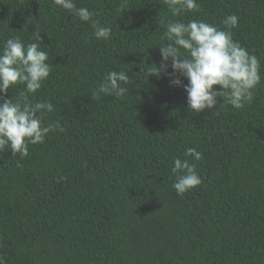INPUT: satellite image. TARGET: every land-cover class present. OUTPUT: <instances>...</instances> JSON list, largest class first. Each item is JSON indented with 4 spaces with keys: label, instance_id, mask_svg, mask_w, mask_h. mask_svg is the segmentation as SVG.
Wrapping results in <instances>:
<instances>
[{
    "label": "trees",
    "instance_id": "trees-1",
    "mask_svg": "<svg viewBox=\"0 0 264 264\" xmlns=\"http://www.w3.org/2000/svg\"><path fill=\"white\" fill-rule=\"evenodd\" d=\"M75 3L111 28L108 40L53 0H0V46L19 37L48 52L50 76L28 100L51 102L43 122L64 129L29 145L27 157L0 154V256L6 264H264V0H197L198 12L180 16L162 0ZM231 14L234 40L261 61L251 103L235 109L218 98L215 110L195 113L182 87L141 71L159 66L169 21L224 29ZM110 71L132 78L129 94L92 98ZM189 147L202 153L194 161L202 183L181 196L171 166L191 161Z\"/></svg>",
    "mask_w": 264,
    "mask_h": 264
},
{
    "label": "clouds",
    "instance_id": "clouds-1",
    "mask_svg": "<svg viewBox=\"0 0 264 264\" xmlns=\"http://www.w3.org/2000/svg\"><path fill=\"white\" fill-rule=\"evenodd\" d=\"M53 2L90 24L97 40L110 38L111 28L102 27L94 19L97 15L94 11L78 8L75 0ZM162 2L173 16L199 11L197 0ZM222 23L224 29L204 20L169 21L159 46V66L146 64L140 67L141 71L148 79L165 75L169 78V86L182 87L187 107L195 113L215 110L221 104L218 98L227 99L235 109L243 108L253 101L255 90L261 84V61L234 40L232 29L238 27L237 15L226 16ZM165 38L168 43L163 42ZM35 39L42 41L39 32ZM48 60V52L38 43L25 44L19 37L8 38L0 46V154L10 148L12 156L27 157L29 145L43 144L49 133L64 131L59 120L49 124L43 122L44 116L54 110L51 102L30 103L28 100L48 80L52 71ZM130 83L132 78L125 71H110L93 90L92 98L99 100L103 95L122 100L129 94L126 86ZM18 85L23 86L20 97L15 101L5 98L10 89ZM184 155L191 157V161L177 157L171 166L175 177L172 187L181 196L202 183L195 163L202 159V153L189 147ZM0 264H6L3 256H0Z\"/></svg>",
    "mask_w": 264,
    "mask_h": 264
}]
</instances>
